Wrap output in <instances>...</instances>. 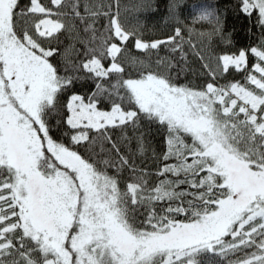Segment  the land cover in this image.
<instances>
[{
	"label": "snow or ice",
	"instance_id": "1",
	"mask_svg": "<svg viewBox=\"0 0 264 264\" xmlns=\"http://www.w3.org/2000/svg\"><path fill=\"white\" fill-rule=\"evenodd\" d=\"M0 264H264V0H0Z\"/></svg>",
	"mask_w": 264,
	"mask_h": 264
},
{
	"label": "trees",
	"instance_id": "2",
	"mask_svg": "<svg viewBox=\"0 0 264 264\" xmlns=\"http://www.w3.org/2000/svg\"><path fill=\"white\" fill-rule=\"evenodd\" d=\"M83 2V0H82ZM124 3L128 4L129 6H131L132 4H135V3H138L140 2V0H123ZM189 11H191V9H189ZM130 17L134 18L136 15H140L141 19H143L145 16L148 17V25L149 27L151 28L152 25H162L163 24V21L160 20L159 17H155L153 16V14L151 13H140V14H137L135 12H130L129 13ZM226 27L229 31L232 30V27H233V24L235 23V21L232 19V18H229L226 22ZM152 33L150 32L149 35H151ZM157 35H162L161 33H157ZM245 36V33L243 31V23L240 22V23H236V38L238 40L240 39H243ZM193 42L194 43H198L197 41V38L196 37H193ZM77 47H80L79 45H77ZM133 51H135L133 49ZM77 87H79V85H77Z\"/></svg>",
	"mask_w": 264,
	"mask_h": 264
}]
</instances>
